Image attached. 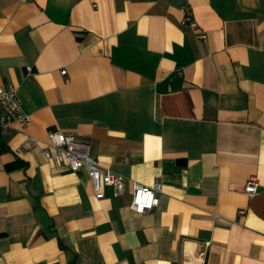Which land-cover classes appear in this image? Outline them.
Masks as SVG:
<instances>
[{
    "label": "crops",
    "instance_id": "crops-1",
    "mask_svg": "<svg viewBox=\"0 0 264 264\" xmlns=\"http://www.w3.org/2000/svg\"><path fill=\"white\" fill-rule=\"evenodd\" d=\"M0 85L30 116L0 132V264H264V0H0ZM49 130L125 192L45 158Z\"/></svg>",
    "mask_w": 264,
    "mask_h": 264
},
{
    "label": "built area",
    "instance_id": "built-area-1",
    "mask_svg": "<svg viewBox=\"0 0 264 264\" xmlns=\"http://www.w3.org/2000/svg\"><path fill=\"white\" fill-rule=\"evenodd\" d=\"M181 23L191 28L197 27L196 23L188 15H185ZM196 37L198 39H206L205 31H197ZM29 119V114L22 109L15 87L12 85H0V132L6 131L13 123L23 126ZM39 144L40 141L36 137L27 136L20 148L28 150ZM42 153L45 158L52 159L56 165H64L72 172L85 169L92 182L93 195L96 198L103 197V189L107 186L113 189L114 195L125 192V177L99 165L97 160L90 155L87 143L72 134H66L59 130H49L47 142L42 146ZM257 186V177L251 175L246 180L243 190L248 197H253ZM159 190V183L149 186L137 181H131V197L128 206L139 214L151 211L159 202ZM240 212L243 213L244 210Z\"/></svg>",
    "mask_w": 264,
    "mask_h": 264
}]
</instances>
